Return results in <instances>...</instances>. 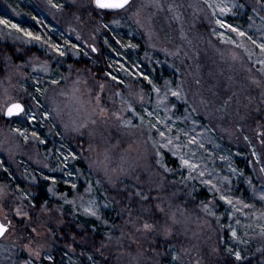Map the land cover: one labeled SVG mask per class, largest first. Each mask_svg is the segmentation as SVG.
<instances>
[{"label":"rangeland","instance_id":"374dc122","mask_svg":"<svg viewBox=\"0 0 264 264\" xmlns=\"http://www.w3.org/2000/svg\"><path fill=\"white\" fill-rule=\"evenodd\" d=\"M164 2L167 3L170 0H164ZM176 2L181 5L179 18L172 19L173 14L169 13L167 9L157 11L154 6H150L149 0H137V3L146 5L142 17L144 23L151 28V33H149V27H141L130 14L121 13L115 16L120 20V24L117 25L111 23L113 15L97 17L93 13L90 17L83 10L78 11L75 7H69L72 0H66L64 10L51 8L47 0H0V16L19 23L26 29L38 32L46 38L51 37L53 41L61 44L66 40L80 42L85 51L88 50L85 41L94 42L101 49V54L90 52L87 56L83 54L79 57L70 55L68 56L71 59L69 61L68 57H55L39 42L25 43L27 38L22 33L0 34L1 43H8V47L16 49L14 50L15 57L11 58L9 55H5L0 59V65L3 67V73L0 75V106H3L4 100L10 95L13 97L22 96L35 108L30 96L26 95L21 88L23 85L28 89V92L37 95L41 103H47L49 108H54L57 105L59 108V115L53 119L41 118L36 123L27 120L23 115L15 120L0 119V177L8 175L13 180V182H0V185L8 186L6 195L0 199V216L3 218L7 214L15 225V230L8 237L0 240V264H24V261L29 259V252L26 248L19 246L22 244V240L17 235V233L27 234L25 225L19 223L21 218L14 217L12 211L5 212L3 206L7 205L11 209L19 203L28 209L29 204H34V187L38 185L39 181L48 186L47 190L52 205H48V207L52 211L42 215L40 209L45 206L43 205L30 209L29 212L30 215L39 217L41 223L47 224L55 235H50L46 230L42 231V237L48 239L46 252H50L54 259L49 261L45 256L37 264H92L88 259L89 256L95 257V264H170L169 253L174 250L180 251L182 248L188 249V252L184 254L182 264H196V261H199L200 264H225L223 262L226 259L234 260V257H231L227 252L229 247L242 251L244 260L237 261L236 264H264V236L259 235L258 223L260 221L249 220L238 214L243 223L237 226L230 218L222 219V224L231 223L234 227H238L241 238L247 242L240 243L232 240L231 233L225 227H221V223H216L214 218L208 217L198 207L199 201H201L196 196L198 191L202 189L208 191L206 187L200 186L198 181L193 182L196 185L195 199L181 193L174 201L176 205H182L183 208L188 209L187 219L183 226H178V233L171 239L173 247L166 248L163 237L145 239L139 234L135 238L129 235L134 232V228L130 225L126 226L129 220L127 214L129 207L126 206H130L133 211L132 219L136 218V212H138L137 205L124 196L126 191L130 194L131 187L127 190L123 187L112 189L104 177L105 167L116 168L118 164L122 163V156H127L125 167L136 161L141 166L136 169L137 173L142 178L149 175L148 172L142 171L145 162L140 157L143 156L145 147H150V142L148 146L137 144L139 133L133 135L131 131H125L111 121L102 123L101 121L106 117L100 118L96 124H93L89 119L90 107L87 104L88 88L94 86L97 81L103 82L105 79L110 81V78L106 76L109 71L125 81V85L116 89L125 93V99L129 98L130 89L126 87L129 82L134 86L137 83L141 87L146 86L147 81H141L138 75L133 76L128 70L132 64H135L136 68H132V72L142 70L151 75L157 84L163 85L162 81L165 83L170 80L174 86L183 80L185 91L190 98L189 104L193 107L199 105V96L195 97L196 104H192V98L197 89H199L200 95L214 102L212 110L218 109L228 96L233 97L228 101L226 116L217 112L216 118L210 121L203 112L198 111L192 115L194 118L202 117L201 124L196 126L197 132L201 130V126L211 125L213 131L206 135L210 136L215 144L220 145L219 149L214 150L231 156L233 166L237 167L243 176L229 173L227 167H222L223 162L218 159L214 162L205 161L209 169L216 168L219 171L222 168V174L232 175L237 196H242L241 189L244 190V187H247L253 200L258 199L247 180L252 179L257 189L264 183L260 181L257 172L254 171L257 165L255 157L251 155L254 146L257 150L264 147L259 143L260 139L264 137L259 135L261 129L257 127L258 124L264 122V109L256 111L257 108L264 105V97L261 96L264 88L254 84L249 77L253 74L257 79L264 77V74L259 71L264 65L258 63L259 60L264 59V54L261 53L258 44L253 45L250 41H246V43L251 49V56L244 49L225 44L219 37L213 35V29L220 30L219 26L215 24L216 16L220 14L217 9L216 15H213L212 9L207 6L205 0H176ZM209 2L215 4L220 0H209ZM239 2L246 3V7L234 10L227 17L221 16L220 18L238 24L253 39L264 40V21L260 18L264 16V9L259 7L256 0H239ZM32 6L37 9L39 16H33ZM253 7L257 8L259 16L251 10ZM76 16H81L86 23H81L76 19ZM103 23H107L108 28H103L101 26ZM250 24L252 27H249ZM97 28L99 31H96ZM0 30L4 33L9 32V29L4 28L3 25H0ZM181 30L186 33V37H181ZM76 32L80 33L79 41H77ZM229 34L236 39H243L236 37L234 33L229 32ZM105 39L116 49L115 52L104 42ZM117 40L134 42L140 47L132 50L124 49L116 43ZM153 44L156 47H152ZM35 47L38 51L31 53V48ZM165 48L169 50L179 48L180 52L176 56L167 55L163 51ZM233 51L239 57L236 60L232 59ZM117 52L122 54L117 55ZM103 53L106 54L104 60ZM32 57H39L40 62L48 60L52 73L57 79L60 76L67 77V80L62 81L61 84L68 95L56 94L55 105L51 100L46 101L45 97L39 96L32 88L36 79H40L42 82L45 79L43 73L33 72L32 68L28 66ZM57 60L60 62L57 63ZM117 61L119 64L116 63ZM70 64L81 69V72H70L68 68ZM15 65H24L23 71L28 75H21L15 71ZM164 68L169 70V77L164 75ZM84 69L87 71H83ZM77 76L81 77V83L76 85L79 91L73 93V82L77 80ZM195 79H199L201 85H196ZM84 80H87L88 84H84ZM213 93H217V95L214 96ZM48 95L52 96L53 94L49 92ZM151 97L152 105L146 104L145 107H155L156 94L151 93ZM133 99L135 98L133 97ZM104 102L110 108L121 107L120 97L112 96L111 90L106 91ZM134 106L138 111L141 110L138 103ZM179 108L180 112H184L188 105L181 104ZM134 123H139V121L134 120ZM82 124L86 126L81 127ZM177 124L181 127H188L191 121L181 120L177 121ZM66 125L67 127H65ZM17 127L29 130L30 139L28 141L12 130ZM77 128L80 130L77 131ZM33 130L39 132L47 143H38L35 138H31ZM245 136L252 140V144L244 139ZM139 138L143 140L146 136ZM129 145H132V148H129ZM212 146L209 145V147ZM68 148L79 153V157L74 160L70 158L68 168L61 171L57 157L62 151L66 153ZM165 152L167 153L168 150L166 149ZM238 152L242 154L237 155ZM106 156L107 159H105ZM170 158L175 157L170 155ZM170 158L167 156L169 165L176 167L178 161L175 160L176 163L173 164L169 162ZM67 171H73L74 174L68 177ZM181 172L183 170L177 171L175 174H168L169 180L179 181ZM183 174L187 173L183 172ZM47 175H56L59 178L58 183H64L68 179L77 183L78 187L72 189L69 199L77 193L95 195L98 203L102 206L104 218L109 220V224L105 225L102 220L90 217L82 210L78 211L76 205L65 203L58 195H53L49 191L51 182L45 179ZM98 179L102 183L96 185V192L85 194L84 190L89 183L95 184ZM121 179L123 184L131 186L135 183L130 175L123 176ZM17 185L19 187H16ZM176 187L184 188L185 186L177 184ZM106 190L111 193V197L115 198L116 203L108 208H103ZM117 191L120 192V195H117ZM166 191L172 192L175 191V188L169 185ZM186 191L187 188H185ZM23 193H28V196L25 197ZM208 193L210 195L208 200H211L212 194L209 191ZM217 203L219 207L216 211L222 213L224 217H228V213L225 212L227 206L218 198ZM256 207L264 209V204L259 203ZM81 217L96 221L97 226L92 229L101 232L100 242L94 238L91 240L78 235V231H81L79 226L75 230L76 232L65 231L68 228L62 230L66 225L67 218L76 220ZM205 219H208V224L204 223ZM121 228H124L125 232L129 234L121 237ZM109 234L111 242H109ZM67 235H69L68 239L65 238ZM74 236L75 240H73ZM92 236L94 235L92 234ZM117 238L120 239V243L116 242ZM137 240L139 243L136 242ZM102 243L106 247L101 248ZM154 248L157 251H154Z\"/></svg>","mask_w":264,"mask_h":264},{"label":"snow or ice","instance_id":"6c2138e0","mask_svg":"<svg viewBox=\"0 0 264 264\" xmlns=\"http://www.w3.org/2000/svg\"><path fill=\"white\" fill-rule=\"evenodd\" d=\"M47 3L51 8L56 10H64L66 8V0H47ZM205 3L209 8L212 9L213 15H216L217 9L219 10V16H216L215 24L219 26L220 30L213 29V35L219 37L225 44L235 45L237 48L244 49L251 56V49L248 47L246 41H250L251 44L257 45L264 54V40L257 41L253 39L252 36L245 30H243L238 24L230 22L228 19H222L221 16L227 17L228 14L233 13L234 10L243 9L246 7V3H240L239 0H220L218 3H210L209 0H205ZM256 3L261 9H264V0H256ZM150 6H154L157 11L167 9L169 13H172V19L179 18L180 4L176 0H170V2L165 3L164 0H149ZM69 7H75L78 11L83 10L90 17L93 13L97 17L104 15H113L111 23L120 24V20L116 19L115 16L121 13L130 14L141 27H149L144 23V18L142 13L146 7L144 3H137V0H72V4ZM256 15H260L257 12V8L253 7L251 9ZM264 21V16L260 17ZM76 19L81 23H86L81 16H76ZM150 19V17H149ZM251 19V18H250ZM0 25L4 28L9 29V32L4 33L0 30V34L8 35L15 33H22L24 37L27 38L25 43L39 42L42 46L48 49V52L53 53L55 57H68L70 55L79 57L80 55H89V53L101 54L100 47L91 41H85L87 44V51L83 49V45L80 42H73L71 40H66L63 44L53 41L51 37H45L38 32H33L31 29H26L19 23H14L11 20L0 16ZM103 28H108L107 23L101 25ZM249 27H252L250 24ZM99 31V28L96 29ZM234 33L236 37L243 39H236L229 34ZM149 33H151V28L149 27ZM181 37H186V33L181 30ZM77 41L80 40V33L76 32ZM108 44V47L112 51H116L112 47V44L108 43V40L104 41ZM116 43L120 44L124 49L132 50L138 49L139 44L134 42H124L123 40H117ZM152 47H156L155 44ZM167 55L176 56L179 54L180 49L169 50L167 48L163 49ZM122 53L117 52V55ZM147 55V53H145ZM238 55L235 51L232 52V59H238ZM51 59V57H50ZM60 61L57 60V63ZM119 64V61L116 62ZM159 63V61H157ZM259 64L264 65V59L258 61ZM32 68L33 72H41L44 74L45 79L42 82L40 79H36L32 88L41 97H45L46 101L51 100L52 104L55 105V95H68L66 91L63 90L61 82L67 80V77L60 76L59 79L53 75L51 66L48 60L40 62L39 57H32L28 65ZM15 71L19 72L21 75H28L23 71L24 65H15ZM70 72L80 73L81 69L75 68L74 65H68ZM136 68L135 64H132L128 69L133 76H137L141 81H147V85L141 87L139 83L135 86L129 82L127 88L130 89L128 92V99H125V93L123 91H117L121 85H125V81L118 75H114L111 71L106 73V76L110 78L105 79L103 82L97 81L94 86L88 88V100L87 104L90 107L89 119L93 124L97 123L102 117V123H108L109 121L123 128L125 131H131L133 135L139 133L136 143L143 146H148L150 142V147H145V152L142 158L144 160V167L142 171L148 172L149 175L146 178H142L136 171L137 168L141 166L133 161L125 167V162L127 161V156H122V163L118 164L114 169H104V177L106 182L111 186L112 189H119L123 187L124 189H129L131 187L130 194L126 191L124 193L125 198L133 201L137 207L138 212H136V218L132 219L133 211L130 206L128 211L129 220L127 225L134 228V232L126 233L124 228H121V237L126 234L131 235L133 238L137 234L144 237L145 239H158L160 237L164 238V243L166 248H172L171 239L175 237L178 233V226H183L186 222V213L188 209L183 208L182 205H176L174 201L179 197L181 193L187 197L195 199V188L196 185L193 182L198 181L200 186L206 187L208 191L212 194L211 200H201L199 201L198 207L207 214L208 217L214 218L216 223H221L222 219L230 218L234 220L237 226L241 225L243 222L238 217V214L247 217L249 220L255 219L260 221L258 227L260 229L259 235L264 236V209H258L255 203H248L242 196L236 195V189L233 185L232 175H224L221 170L216 168L209 169L208 165L205 163L208 161L219 160L223 162L222 167H227L229 173L237 174L243 176V173L239 171L237 167L233 166L231 156H226L223 152H217L214 149H219L220 145L215 144L212 138L207 133L213 131L211 125L201 126V130L197 132V125L201 124L202 117H193L192 113L203 112L209 118L213 120L216 118L217 112L226 116L228 114V101L233 99L232 96H228L227 99L223 101L218 109H213V101L211 99H206L204 96L200 95L199 89L194 94L192 98V104H196V96H199V105L196 107L189 104V96L187 91H185V82L182 80L179 84L173 86L172 81H166L163 85L157 84L154 78L146 74L142 70H137L132 72L131 69ZM83 71H87L84 69ZM251 71V69H249ZM260 73L264 74V67L260 68ZM254 84L264 88V77L257 79L256 75L253 74L249 77ZM81 83V77L77 76V80L73 82V93L79 91L76 85ZM84 84H88L87 80L83 81ZM196 85H201L199 79H195ZM24 93L30 96L32 102L35 105L28 103L22 96H7L3 102V106H0V119H10L15 120L21 115L26 117L34 123L38 122L41 118L53 119L55 116L59 115L58 105L54 108H49L47 103H41V100L37 95L28 92L27 88L21 85ZM136 89H139L138 91ZM111 90L112 96L120 97V108H110L105 104V94L106 91ZM7 93V89L5 90ZM49 92L53 95L49 96ZM156 94L155 107H145V105H152L151 93ZM95 93V94H93ZM217 95V93H213ZM264 97V92L261 93ZM133 97L135 99H133ZM140 105L141 110H137L134 106L135 104ZM181 104L188 105L184 112H180L179 106ZM203 107H200V106ZM264 109V105L261 108H257L256 111L259 112ZM163 113V115H161ZM95 117V118H93ZM134 120H138L139 123H134ZM191 121L188 127L178 126L177 121ZM86 125H81L85 127ZM67 127V125L65 126ZM261 131L259 135L264 137V122L257 125ZM15 133H18L25 141L30 139L28 134V129L17 127L12 129ZM77 131L80 129L77 128ZM154 133V134H153ZM146 136L145 139L141 140L139 137ZM31 138H35L38 143L46 144L47 141L43 140L40 133L33 130L31 132ZM244 139L252 144V140L245 136ZM260 145L264 146V138L260 139ZM213 145L209 147V145ZM91 148V146H89ZM132 148V145H129ZM168 150L166 153L165 150ZM128 151L127 149L125 150ZM138 151V149H137ZM207 153V155H205ZM170 154L172 157L176 158L178 161L176 167H171L167 161V155ZM242 153H237L241 155ZM251 155L255 157V163L257 165L254 171L257 172V176L260 181L264 182V147L260 150L254 146L251 150ZM79 153L75 150L68 148L67 152H60L57 159L61 166L60 170L65 171L68 168L69 159H77ZM107 159V156L105 157ZM47 166V165H46ZM183 170L187 174L184 175L181 172V177L179 181L169 180L168 174H175L177 171ZM68 177H71L74 172L67 171ZM43 175V173H42ZM132 176L135 183L131 186L128 184H123L121 177ZM46 180L51 182L49 191L53 195H58L65 203L76 205L77 210H82L85 214L90 217H94L102 220L105 225L109 224V220L104 218V213L102 211V206L98 203L95 195H81L77 193L71 199H69V192H58L56 190V184L59 178L56 175H47ZM65 184L70 185V189H77L78 185L75 181L68 179L64 181ZM102 181L98 179L95 184L89 183L88 187L85 188V194H92L96 192V185L101 184ZM248 185L252 188L255 196H258L259 202L264 204V183L257 189L253 184L252 179L247 180ZM177 184L184 185V188L176 187ZM171 185L175 188V191L167 192V187ZM16 187H19L17 185ZM7 185H0V199L7 193ZM185 188L187 191L185 192ZM25 197L28 193H23ZM117 195L120 192L117 191ZM217 198L222 201L227 207L225 212L228 213V217H224L222 213H218L216 209L219 207L217 203ZM116 203L115 198L111 197V193L106 190L105 200L103 208H108L112 204ZM5 212L12 211L14 217H20V224L25 225L26 235H21L17 233L18 238L22 240V244L19 245L22 248H26L29 252V259L24 261V264H37L39 260L46 256L47 260L52 261L54 258L50 252H46V247L48 245V239L42 237V231L46 230L50 235H55L52 229L40 222L39 217L30 215L29 210L36 207L35 204H29L28 209H26L22 204L14 205L11 209L7 205L3 206ZM247 209V211H246ZM52 210L48 207L47 202L45 206L40 209L41 214L51 212ZM258 213V214H257ZM199 219V217H197ZM205 224H208V219L204 220ZM221 227H225L227 231L231 233V239L238 241L240 243H246L238 231V227H234L231 223L224 225L221 223ZM15 230V225L13 221L7 214L0 218V240L8 237ZM76 237H73L75 240ZM83 239V237H81ZM109 242H111V235L109 234ZM117 243H120V239L117 238ZM139 243V240L136 241ZM106 247L104 243L101 244V248ZM157 251L156 248L153 249ZM188 252V249L182 248L180 251H173L169 253L171 256L170 264H182L184 254ZM228 254L234 257V260H230L228 264H236L237 261H243L244 256L242 251L236 250L234 247H229L227 249ZM102 254V253H101ZM88 259L95 264V257L89 256ZM196 264H200L196 261Z\"/></svg>","mask_w":264,"mask_h":264},{"label":"trees","instance_id":"16d2710c","mask_svg":"<svg viewBox=\"0 0 264 264\" xmlns=\"http://www.w3.org/2000/svg\"><path fill=\"white\" fill-rule=\"evenodd\" d=\"M31 10H32V14L33 16H39V14L37 13V9L33 6L31 7ZM9 44L8 43H1L0 41V59L2 57H4L5 55H9L11 58L12 56L15 57L16 56V52H14V50H16L14 47H8ZM31 53H34V52H37L38 49L35 47V48H31ZM30 54V53H29ZM103 60L106 58V54L103 53ZM68 60L70 61V57H68ZM104 65V64H103ZM2 66L0 65V75L3 73V70H2ZM102 69V68H101ZM163 72H164V75L166 77H169L170 76V72L167 68H164L163 69ZM162 84H164V82L162 81ZM31 100V99H30ZM168 158H170V155H167ZM175 158H170L169 159V162L175 164L176 161ZM13 182V180L10 179V177L8 175H5V176H2L0 177V182ZM244 187V186H243ZM35 191H34V197H33V200H34V204L36 205L35 208H39L43 205H45V202H47V205L49 206H52L50 204V199H49V194H48V186L46 183L42 182V181H39L38 182V185L36 187H34ZM58 192H69V196L72 195V189H70V186L66 185L65 183L63 182H59L58 183ZM240 193L242 194V197L248 201L250 204L251 203H255L256 205H259V199H254L253 200V197L251 195V193L249 192V189L247 187H244V190L241 189ZM208 191L205 190V189H202L201 191H198L197 193V199L198 200H208L210 198V195H208ZM241 196V195H240ZM65 227L62 228L65 229V228H68V230H65V231H68V232H73L75 230H77V227H81V231H78V235L80 236H83V237H86L88 239H91L93 240L96 239L98 242H100L102 239V236H101V232L99 231H94L92 229V227H96V221L93 220V219H86V218H83L81 217V219H76V220H73V219H69L67 218L66 219V225H64ZM76 232V231H75ZM97 233V234H95ZM92 234L94 236H92ZM69 235L65 236L66 239H68ZM96 259H98L96 257ZM230 260L226 259L225 264H228Z\"/></svg>","mask_w":264,"mask_h":264},{"label":"water","instance_id":"95a60500","mask_svg":"<svg viewBox=\"0 0 264 264\" xmlns=\"http://www.w3.org/2000/svg\"><path fill=\"white\" fill-rule=\"evenodd\" d=\"M0 218H1V216H0Z\"/></svg>","mask_w":264,"mask_h":264}]
</instances>
